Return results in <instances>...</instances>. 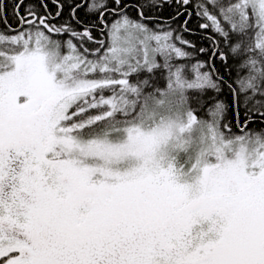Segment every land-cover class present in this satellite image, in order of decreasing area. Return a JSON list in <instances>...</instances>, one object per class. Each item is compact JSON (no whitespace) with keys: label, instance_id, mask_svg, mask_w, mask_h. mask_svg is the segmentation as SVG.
Masks as SVG:
<instances>
[{"label":"snow or ice","instance_id":"obj_1","mask_svg":"<svg viewBox=\"0 0 264 264\" xmlns=\"http://www.w3.org/2000/svg\"><path fill=\"white\" fill-rule=\"evenodd\" d=\"M51 3L0 0V264H264V0Z\"/></svg>","mask_w":264,"mask_h":264},{"label":"trees","instance_id":"obj_2","mask_svg":"<svg viewBox=\"0 0 264 264\" xmlns=\"http://www.w3.org/2000/svg\"><path fill=\"white\" fill-rule=\"evenodd\" d=\"M166 2H167V0H161V3H163V4H166ZM71 3H72V0H65V4L66 5L71 4ZM49 4H50V8H53L54 9L55 5L51 3V0H49ZM67 11H68V9L66 8L65 9V12H67ZM170 11H171L170 9H168L167 7H165L163 9V11H162L161 14L164 15V16H166ZM174 21L175 22L173 23V21H167V20H165L164 23L165 24L171 23L174 28L178 24L181 23V21H180L179 18H174ZM85 23H94V21L93 20H90L89 18L86 17L85 18ZM198 24H199V21L197 19H195V18L190 19L189 22H188V28L192 29L193 32L184 31L183 32V35L187 39H189L191 41H194L197 45H201V44L204 43V41L202 39L203 30L198 27ZM191 103L193 104V106H195V103H196L195 97H193L191 99Z\"/></svg>","mask_w":264,"mask_h":264}]
</instances>
